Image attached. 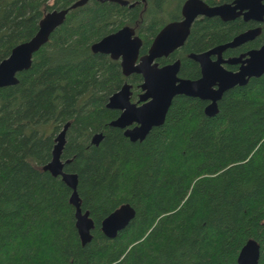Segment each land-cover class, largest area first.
I'll list each match as a JSON object with an SVG mask.
<instances>
[{
    "label": "trees",
    "instance_id": "1",
    "mask_svg": "<svg viewBox=\"0 0 264 264\" xmlns=\"http://www.w3.org/2000/svg\"><path fill=\"white\" fill-rule=\"evenodd\" d=\"M74 1L0 0V61L36 33L47 12ZM127 1L134 5L89 0L71 9L18 82L0 88V264H238L250 241L264 264V74L225 91L213 116L205 115V101L175 96L163 124L130 141L109 126L119 111L106 103L125 82L137 90L141 76L126 77L119 61L91 45L128 25L146 53L173 1L182 0ZM245 27L240 19L204 18L180 57ZM193 69L181 75L193 78ZM67 122L64 170L77 174L81 208L94 222L85 245L71 189L43 170ZM96 133L103 137L94 145ZM124 203L135 216L108 238L100 222Z\"/></svg>",
    "mask_w": 264,
    "mask_h": 264
},
{
    "label": "water",
    "instance_id": "2",
    "mask_svg": "<svg viewBox=\"0 0 264 264\" xmlns=\"http://www.w3.org/2000/svg\"><path fill=\"white\" fill-rule=\"evenodd\" d=\"M89 0H76L66 8L47 12L39 21L36 33L27 41L21 42L12 48L10 54L0 61V88L15 85L18 82L16 74L27 70L32 63L33 54L48 40L52 32L63 24L67 13L71 9L83 6ZM113 1L127 5V0H100ZM264 0H233L210 6L202 0H187L182 8L183 19L179 22L166 24L153 39L147 54L139 57L142 44L141 39L134 34V29L124 26L116 32L103 36L91 45L94 53L108 54L112 59H120L122 72L125 76L132 73L141 74L140 88L137 103L130 101L131 85L123 86L109 96L106 107L120 111L117 118L109 122V126L123 130V135L130 141H142L153 127L163 124L172 100L177 95L198 98L208 101L204 107L206 116H213L218 112V101L223 93L235 86H244L251 77H260L264 73V41L258 49L247 52L236 58L222 60V62L241 63L238 71L232 72L220 66V61L211 62L209 56L218 54L227 48H233L254 39L261 31L255 27L243 31L227 43L201 52L190 53L189 57L201 65V77L198 79H184L177 76L179 61L159 67L154 60L167 56L183 45L191 23L196 16H218L224 21L235 19L242 15L244 20L253 19L261 22L264 19ZM133 4H129L132 6ZM138 60V61H137ZM135 123L133 127H130ZM69 123H65L54 138L51 159L43 166L54 177L71 189L69 203L74 207L75 227L82 245L90 242L91 230L94 222L89 212L81 208V200L77 193V174L64 170L69 160L61 158L65 143V135ZM102 133L92 136L91 143L99 144ZM135 216V209L124 203L105 216L100 222V230L108 238H115ZM259 246L256 242L246 243L238 255V264H258Z\"/></svg>",
    "mask_w": 264,
    "mask_h": 264
},
{
    "label": "flooded vegetation",
    "instance_id": "3",
    "mask_svg": "<svg viewBox=\"0 0 264 264\" xmlns=\"http://www.w3.org/2000/svg\"><path fill=\"white\" fill-rule=\"evenodd\" d=\"M186 1H187V0H182V1L179 2V3H177V1H173V5H174V9H175V11L172 12V13L170 14V18H169V20L162 24V26H161V28L158 30V32H159V31H160V30H161L166 24H168V23H174V22H179V21H181V20L183 19V16H182V8H183V5H184V3H185ZM202 1H204L206 4H208L205 0H202ZM232 1H233V0L225 1V2H221V3H216V4H208V5L213 6V5L223 4V3H231ZM110 2H113V1H110ZM116 3H117V2H116ZM263 3H264V1H263ZM129 4H133V5H134V3H128L127 5H122V6H128V7H132V6H133V5H132V6H129ZM213 17H214V18H218L221 22H229V21H232V20H235V19H240L241 21H243V22L246 24V27H245V29H243L242 31L238 32V34L241 33V32H243V31H246V30H249V29H253V28H255V27H260V28H261L260 33H259L258 36H256L254 39H252V40H250V41H247V42H245V43H243V44H241V45H238V46H236V47H233V48H227V49H225L224 51H222V52L220 53V56H218V54H211V55L209 56V60H210L211 62H215V61L221 60V61H220V66L223 67L224 69H226V70H228V71H232V72L238 71L239 68H240L241 63L232 64V63L222 62V60L224 61V60H228V59H231V58H236V57H239L240 55L245 54V56L242 57V60H243V59L247 58V52H248V51H250V50H252V49H258V48L263 44V41H264V19H263V21H261V22L255 21V20H253V19L244 20L243 17H242V15H241V16H239V17H236L235 19L228 20V21H224V20H222V19H221L220 17H218V16H213ZM213 17H206V16H202V15L196 16L195 19L193 20V22L191 23V26H190V28H189V33H188V35H187V37H186V39H185L183 45L185 44L186 40L188 39L189 34H190V32H191V29H192V26H193L195 23H197L198 21L203 20L204 18H213ZM125 26H128V25H125ZM122 27H124V26H122ZM122 27H120L119 29H121ZM128 27L133 28V29H134V34H135L136 36H138V37L141 39V41H142V44H141V47H140V50H139V57H138V58H140L141 56L147 54L148 49H149V47H150V45H151L153 39L155 38V36L158 34V32H157L156 35L152 38V40H151L149 46L147 47L148 49H147L146 53H142V52H141V48H142V46H143V39H142V37L139 36V35L136 33L134 27H131V26H128ZM119 29H117V30H115V31H113V32H116V31H118ZM113 32H111V33H113ZM109 34H110V33H109ZM236 35H237V34H236ZM236 35H235V36H236ZM233 37H234V36H233ZM233 37H232L230 40H228L227 42L231 41V40L233 39ZM257 39H259L258 41H259L260 44H259L258 46H252L251 44H252V43H255ZM254 41H255V42H254ZM227 42H225V43H227ZM221 44H224V43L215 44V45H213V46H211V47H209V48H207V49H205V50H202V51H198V52H189V53L186 54V58H182V57H180L179 50H180V48L183 46V45H182V46H180L179 48H177V49H175L174 51H172L171 53H169L167 56H163V57H160V58L154 60V62H156V63L158 64L159 67H162V66H165V65H170V64H172V63H174V62H176V61H179V67H178V71H177V76H178L179 78L193 79V80H194V79H198V78H200L201 75H202V74H201V65H200V63L197 62L196 60L190 58V57H189V54H190V53H201V52H205V51H208V50L214 48L215 46H218V45H221ZM106 55H108V54H106ZM108 56L110 57V55H108ZM110 58H111V57H110ZM111 59H112V58H111ZM162 59H164V60H162ZM185 59H187L189 62H191V63L193 64V67H186V66L184 65V60H185ZM113 60H117V61H119V63H120V59H113ZM137 61H138V60H137ZM120 66H121V65H120ZM193 68H195V70H196L195 73H194V71H193V75H194L193 78H188V77H185V76H182V75H181V74H182V70H183V71L185 70L186 72H190V73H191V70H194ZM185 71H184V72H185ZM122 73H123V72H122ZM132 74H137V73H132ZM263 74H264V73H263ZM130 75H131V74H130ZM130 75H129V76H130ZM139 75L141 76V74H139ZM126 77H128V76H126ZM251 78H256V77H251ZM251 78H250V79H251ZM250 79H249V80H250ZM141 82H142V76H141ZM141 82H140V84H141ZM125 83H126V82H125ZM127 83H128V82H127ZM128 84L131 85V88H130V92H131V95H130V101L133 102V103H137L138 98H139V95H140L141 93H143V90L140 88V84L138 85L137 90H134V89H133L131 83H128ZM122 86H123V85H122ZM177 96H178V95H177ZM205 102H206V104L208 103V101H205ZM137 104H139V103H137ZM206 104H205V105H206ZM115 110H116V109H115ZM118 111H119V110H118ZM119 114H120V111H119ZM119 114H118V115H119ZM134 125H135V123H133L132 125H130V127H133ZM259 254H260V250H259Z\"/></svg>",
    "mask_w": 264,
    "mask_h": 264
}]
</instances>
